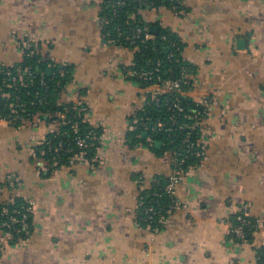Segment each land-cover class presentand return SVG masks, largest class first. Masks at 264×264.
I'll use <instances>...</instances> for the list:
<instances>
[{
	"label": "crops",
	"instance_id": "1",
	"mask_svg": "<svg viewBox=\"0 0 264 264\" xmlns=\"http://www.w3.org/2000/svg\"><path fill=\"white\" fill-rule=\"evenodd\" d=\"M108 1L0 0V64H19L24 42L42 61L69 65L58 101L87 102L88 123L102 132L95 167L54 172L36 152L47 123H0V201L35 202L27 239L10 243L0 230V264H256L264 245V0H162L139 11L149 31L180 39L192 66L187 97L210 106L204 156L157 230L138 222L140 197L156 176L172 175V155L133 135L145 92L129 73L137 51L110 42L99 24ZM241 208L259 221L248 242L230 232Z\"/></svg>",
	"mask_w": 264,
	"mask_h": 264
},
{
	"label": "built area",
	"instance_id": "2",
	"mask_svg": "<svg viewBox=\"0 0 264 264\" xmlns=\"http://www.w3.org/2000/svg\"><path fill=\"white\" fill-rule=\"evenodd\" d=\"M110 1H113L114 5H116V8L113 10V14L117 16V8L124 5L126 3V0H109L108 2ZM155 1L158 0H152V4H154ZM109 23V20L101 14L99 18L100 26L106 27ZM107 38L110 42L113 43L117 41L116 39L110 37L108 33ZM161 38L168 41V37L166 35H162ZM126 40L131 48L139 51L140 45H146L148 41L155 42L156 36H153L150 33L148 27L135 26L130 29V34L127 36ZM23 44V58L32 56L37 53L38 48L24 42ZM172 57L173 54L169 53L168 58L172 59ZM1 67L7 66L0 64V73L6 75L4 79L5 87L7 89H13L14 91H5L1 89V96L10 101L8 103V113H0V123L12 125L17 128H31L37 127L40 123H47V125L49 126V133L45 135L41 140L36 142V150L38 151L39 147H45L44 150L39 151V157H41L42 160L46 163L48 160L43 158V156L49 152L53 154V157L51 158L52 163L48 165V167L54 172L59 168L58 165L60 164V153L63 151L72 154L68 166L72 165L75 162H79L95 167V165L100 162V156L98 152L102 144V134L98 136L92 131H89L84 135L80 133V125L83 123H88V116L91 112L90 105L84 100H78L71 103L73 104L72 110L76 112L77 116V119L75 121H72L67 116L68 107L66 105L68 104L59 103L61 108L65 106V109L64 111L55 112L54 115H51L48 112H30L27 108V103L24 102L21 99V95L15 91L18 90L19 87L33 84V80L36 78V76L32 72L31 67L27 66L23 68L20 66L17 67L15 71L4 70ZM159 72V63L153 69H141L139 71L132 69L129 71L132 77H136L145 84V86L143 87L145 92V104L141 110H145V106L147 104L153 103L157 108L160 109L166 106L167 111L169 112V116L166 120L159 118L155 121H151L150 117L143 118L139 117V114H136L133 120L132 130L134 132H138V137L140 136L139 132L144 134L145 132L149 133L164 131L167 133L168 139L170 141L174 136H176L178 131H188L181 141V147H176V149L174 150L166 151L167 153L169 152L172 155L173 168L172 175L168 177L167 185V194L172 199L173 203L168 210V214L170 215L175 209L181 206V203L178 200L177 196V189L183 182L184 177L188 174L190 167H192L188 166V168L185 169L189 156L193 154H196L199 157L204 156L206 146L204 145L201 138V130L203 127V121L209 113L208 111L210 109V106L208 102L196 103L197 108L192 110L194 111V113L191 114L178 97V95H182L183 97L188 98V91L184 90L185 82L183 81V78L189 79V75L185 74L182 78L164 79L159 74ZM61 75L63 76L64 73H61ZM39 80L42 86V93H37L36 100H34L32 104L46 105V92L48 91L49 86L44 80L43 76L39 77ZM165 95H172L174 96V98L171 101L170 99L162 100L161 97ZM198 108H200V110ZM49 116L52 119L48 121ZM186 121H192V123H187ZM64 124H71L73 133L75 135L76 147H71L67 143L65 144L63 140H60L58 143H54L53 140L49 139V136L51 134L61 135L64 138L65 133L61 132L60 130V126ZM193 131H197L198 134V138H196L195 140H191ZM155 142V139H153L152 137H147V143L149 146L153 147ZM161 144L164 146L163 143ZM90 146L96 147V153L92 159L88 158L86 151V149ZM25 200L27 203V206L24 207L26 208L25 214H22V211L17 209H14L12 212H10L6 208L3 210L5 214H10V216L9 222L0 224V229H4V227L12 228V226L16 224H20L21 227L25 229L28 228L27 220L29 218V213L34 211L35 202L30 199ZM148 211L152 214L151 218L157 213L154 208H149ZM168 217H161L160 222L162 224H165L168 220ZM237 221V225L231 226V234L239 241L248 242V239L246 238V228L249 227L251 223L247 221L246 218L241 214H239V216L237 217ZM9 234L11 233L9 232Z\"/></svg>",
	"mask_w": 264,
	"mask_h": 264
},
{
	"label": "trees",
	"instance_id": "3",
	"mask_svg": "<svg viewBox=\"0 0 264 264\" xmlns=\"http://www.w3.org/2000/svg\"><path fill=\"white\" fill-rule=\"evenodd\" d=\"M162 0L155 1L152 4V0H126V3L120 7H118V14L115 16L113 14V10L116 8L113 1L108 2L104 7V11L102 15L109 20V24L105 27L106 33L110 35L113 39L128 45L127 36L130 34V29L135 26L147 27L143 18L139 14L140 9L154 6H159ZM120 30V31H119ZM121 34V35H119ZM162 35H166L168 37V41L161 38ZM170 41V42H169ZM129 46V45H128ZM130 47V46H129ZM182 50L183 44L180 39L163 29L157 35L155 42L148 41L146 45H140V50L137 51L136 54V64L132 68L133 70H141V69H153L159 63L160 72L159 74L164 79L168 78H182L185 74H190L192 71V66L182 58ZM172 53V59L168 58V54ZM49 64H51L52 72L47 74V69ZM31 67L32 72L36 76L33 80L32 85L19 87L18 94L21 95V99L27 103V108L30 112H48L51 115H54L57 111H64L65 106L61 108L59 104V94L62 89L67 85V83L71 80V67L69 65L56 64L51 62L42 61L41 56L38 53H35L32 56L24 57L23 60L14 66L1 67L4 70L15 71L17 67ZM61 73H64L62 76ZM43 76L44 80L47 82L49 88L46 92L47 104L46 105H33L32 102L36 100L37 93H42V86L40 84L39 77ZM6 75L0 73V113L5 114L8 113V103L10 100L3 98L1 96L2 90L14 91L13 89H7L4 84V79ZM27 77V76H26ZM187 77V76H186ZM142 86L145 84L137 79ZM184 90H189L191 87L190 79L183 78ZM45 94V93H43ZM175 95V94H174ZM181 102L185 107L189 110L191 114L194 113V109L197 108V104L191 101L189 98L183 97L182 95H178ZM14 98V97H13ZM174 96L165 95L162 96L161 99H170L173 100ZM12 100V99H11ZM73 104L66 105L68 107L67 116L72 121L77 119L76 112L72 110ZM200 110V108H198ZM139 117H150L151 121H155L156 119L162 118L166 120L169 116V112L167 111V107L157 108L153 103H149L145 106V110H141L139 113ZM44 118V117H43ZM52 118L49 116L48 121ZM187 123H192V121H186ZM61 132L65 133V137L63 138L61 135L51 134L49 139L53 140L54 143H58L60 140H63L65 144H69L71 147H76L75 135L73 133L71 124H64L60 126ZM92 131L96 133L98 136L102 134L101 130L98 128L91 127L89 123H83L80 125V133L86 134L87 132ZM187 130L178 131L176 136L171 139H168V135L166 132H149L148 136L155 139V143L153 145V150L158 153H165L167 150H174L181 147V141L184 136L187 134ZM138 132H133L134 136H137ZM138 137L139 140L142 139V134L140 133ZM198 138L197 131H193L191 135V140H195ZM173 140V141H172ZM161 142L164 144L161 147H157L156 143ZM45 147L38 148V156H40L39 151L44 150ZM88 158L92 159L96 153V147L90 146L86 149ZM71 153H67L63 151L60 153V164L58 167L68 166ZM53 154L51 152L47 153L43 156V158L47 159V165L52 163ZM202 157L197 156L196 154L190 155L187 160L188 166L196 165L201 161ZM167 185H168V177L164 176H156L153 179L152 185L149 189H146L141 194V205L139 207L138 214V222L143 227H150L152 230L161 229L163 224L160 222L161 217H168V210L171 207L172 199L167 194ZM2 188V182L0 181V189ZM25 206H27L26 200L23 198H15L13 201L4 202L0 201V224L4 222H9L10 214H5L4 209H8L12 212L14 209L22 211V214H25ZM149 208H154L157 212L152 218V214L148 211ZM239 214L243 215L247 221L251 224L246 228V238L248 241L252 240L253 235L256 233V229L258 227V219H252L249 214L244 209H240ZM239 214H236L232 225H237V217ZM33 212L29 213V218L27 220L28 228L25 229L21 227L20 224L13 225L12 228L4 227V231H9L11 233L10 243H16L20 239H27L31 234L33 229ZM17 229V230H16ZM20 230V231H18ZM256 264H264V245L260 247H256Z\"/></svg>",
	"mask_w": 264,
	"mask_h": 264
},
{
	"label": "water",
	"instance_id": "4",
	"mask_svg": "<svg viewBox=\"0 0 264 264\" xmlns=\"http://www.w3.org/2000/svg\"><path fill=\"white\" fill-rule=\"evenodd\" d=\"M158 32H159V29H158L157 27H152L151 30H150V33L153 34V35H157ZM51 72H52V69H50V68L47 69V74H50ZM143 136H144V137L148 136V133L145 132V133L143 134ZM156 146H157V147H160V146H161V142H157V143H156Z\"/></svg>",
	"mask_w": 264,
	"mask_h": 264
},
{
	"label": "rangeland",
	"instance_id": "5",
	"mask_svg": "<svg viewBox=\"0 0 264 264\" xmlns=\"http://www.w3.org/2000/svg\"><path fill=\"white\" fill-rule=\"evenodd\" d=\"M1 231L3 230V229H0ZM6 233V236H8V237H11V234H9V231H5Z\"/></svg>",
	"mask_w": 264,
	"mask_h": 264
}]
</instances>
